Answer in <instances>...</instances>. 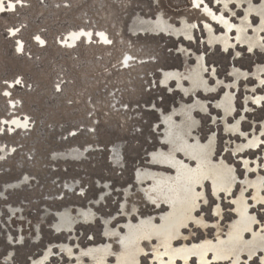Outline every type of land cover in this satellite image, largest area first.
<instances>
[{
    "label": "rangeland",
    "instance_id": "1",
    "mask_svg": "<svg viewBox=\"0 0 264 264\" xmlns=\"http://www.w3.org/2000/svg\"><path fill=\"white\" fill-rule=\"evenodd\" d=\"M12 1L25 6L0 13V264H97L86 254L95 251L115 264L129 246L127 225L160 223L169 211L146 194L153 185L146 171L175 174L153 155L171 152L168 134L186 129L192 144L206 145L209 158L234 170L235 185L219 195L211 181L198 186L204 198L175 246L226 239L240 199L256 221L245 241L264 238V0ZM206 6L245 31L228 34ZM81 27L109 41L60 44ZM127 55L134 62L125 69ZM202 57L204 88L193 89ZM199 90L206 108L190 114ZM229 94L235 112L221 117ZM13 116L26 128L12 129L5 119ZM256 136L257 149L243 150ZM143 246L142 264H152L157 242ZM243 255L239 264H264V249Z\"/></svg>",
    "mask_w": 264,
    "mask_h": 264
},
{
    "label": "bare ground",
    "instance_id": "2",
    "mask_svg": "<svg viewBox=\"0 0 264 264\" xmlns=\"http://www.w3.org/2000/svg\"><path fill=\"white\" fill-rule=\"evenodd\" d=\"M196 4L199 6L200 0H196ZM20 5L25 6L23 2L18 3L12 0H0V13L2 15H12L14 11H18ZM212 10L207 6L204 9L205 13L211 18L210 20L220 23L228 34H231L235 30V27L238 28L229 18H226L223 14L217 15ZM238 29L240 31H245V27L242 26ZM11 35L16 37L15 28L12 29ZM257 35L253 40H258L256 38ZM99 39H101L102 42L109 41V37L106 33L101 31L93 32L91 29H84L81 27L80 29L69 32L66 37L61 39L60 44H64L69 49H75L81 42L88 45L94 44L95 40L97 41ZM38 41L44 44L41 34L38 36ZM242 42L244 45H249V38L244 39ZM23 44V42H19L18 50L20 53L23 50ZM42 47L44 48V46ZM27 51L28 49L25 46L23 54L25 55ZM133 61L131 56L127 55L123 62V65L126 66L125 69L129 68V64ZM200 68L202 72L206 69L203 62L200 64ZM202 80H204L202 74H199L198 77L196 76V81L192 82L193 89H196L198 86L204 88ZM10 100L15 104V99ZM224 104H227V108H229V106L231 107V104H233V96L230 95ZM195 106L196 104L189 108L190 114L193 113ZM230 111L228 113H230ZM23 119V117L19 119L18 116H13L5 120H8V123L13 120L9 123L12 129L16 127L18 131H22L23 127L27 125V122ZM188 130L189 129H186V131L180 132L177 137H174L172 135L174 133L170 131L168 140L171 143L172 151H160L153 155L160 167L164 169H173L174 175L146 171L147 177L151 178L153 181V185L148 187L147 190L145 189L146 194L149 195L150 199L156 204H168L169 211L162 215L160 223H153L150 220H141L136 226L127 225L128 234L124 237V244L129 246L126 250L117 255L115 264H142V258L148 255V251L144 248L143 244L144 242L150 241L157 242V249L153 252V264H176L177 259H184L186 264L191 257H195V255L198 254L203 256L200 260L201 264H207V254H214L216 259L219 260L231 259L233 257V264H239L243 254L247 253L252 257L258 248L264 249V238L262 236L252 243H247L248 241H245V235L248 231H253L255 221L250 217L249 207L244 199H240L237 202V210L239 211L240 217L233 225L226 239H220L218 242L206 241L200 246H175V242L181 236L183 230L187 228L193 220L195 221V214L200 207V201L204 198L205 193L200 192L197 189L198 186H204L206 182L211 181L213 191L219 195L232 190L235 185V182L229 179L235 178L234 170H231L227 165H222L224 163L218 164L215 163L212 158H209L206 145L201 144L199 141L192 144L189 140L190 132ZM234 132L238 134L240 131L235 130ZM257 145L258 144L250 143L247 147L250 149ZM176 152L186 156L191 162L195 163V166L179 159L176 156ZM254 185L257 195L260 197L259 190L262 185L261 183H255ZM85 216L87 215L84 214V218ZM253 237L255 238L257 235L253 234ZM86 254L96 258L97 264H104V252L95 251L93 253L86 252ZM41 262L44 263L43 260Z\"/></svg>",
    "mask_w": 264,
    "mask_h": 264
},
{
    "label": "crops",
    "instance_id": "3",
    "mask_svg": "<svg viewBox=\"0 0 264 264\" xmlns=\"http://www.w3.org/2000/svg\"><path fill=\"white\" fill-rule=\"evenodd\" d=\"M199 61H201V63L203 62V64H204V66L206 67V65H205V60H204V58L202 57V58H198V62H197V65L199 64ZM201 74H202V76H203V72L201 71ZM237 78H241V76H237ZM210 88V87H209ZM209 91H212V88L209 90ZM198 93H203V94H205L204 92H202V91H197V92H195V95H196V97H195V99H197V102L195 103L196 104V106H200V105H202V104H204L205 105V103L204 102H202V101H199L198 100V97H197V94ZM230 96V94L229 95H227V98ZM226 98V99H227ZM226 99H224L221 103H219L220 104V107H224V108H226V105L227 104H224V102L226 101ZM199 101V102H198ZM233 105L234 104H231V107L229 106V108H226L225 109V113L223 112L222 114H220V116L221 117H223L222 115H225V117L226 116H231L232 114H234V112H235V109L233 110ZM200 107H203V106H200ZM205 108H206V105H205ZM231 110V111H230ZM220 111V110H219ZM230 111V113H228ZM221 112V111H220ZM193 118H194V124L195 125H198V119H197V117H195V115L193 114ZM227 126H228V129H230V125L229 124H227ZM259 138V136H256V137H254V138H252L246 145H244V147H243V150L244 149H246V150H254V149H257V147L260 145L259 144V142H257V139ZM250 143H255V144H258L256 147H253V148H248L247 147V145H249ZM260 143H263V142H260ZM170 170H172V171H174L173 169H170ZM257 194V193H256ZM261 198V197H260ZM256 202H259V199H256ZM248 207H249V205H248ZM169 208V207H168ZM238 213H239V211H238ZM249 215H250V207H249ZM239 217H240V215H239ZM252 218V217H251ZM253 219V218H252ZM254 221H255V219H253ZM256 222V221H255ZM254 225H255V223H254ZM254 227V226H253ZM232 230V229H231ZM249 232V231H248ZM206 242V241H205ZM218 242V241H217ZM202 243H204V242H201V244ZM201 244H191V245H183V246H181V247H184V246H194V245H198V246H200ZM209 256H214V258H216L215 257V255L214 254H207L206 255V258H207V260H208V262H207V264H210L211 263V261H209ZM202 257L203 256H201V255H195V257H191L190 259H197V261H199V264H201L200 263V260L202 259ZM189 259V260H190ZM168 260V259H167ZM221 260H229V259H221ZM117 261V260H116ZM178 261H181V259H177V261H176V264H178ZM182 261L184 262V259H182ZM214 262V261H213ZM154 263V262H153ZM152 263V264H153ZM185 263V262H184Z\"/></svg>",
    "mask_w": 264,
    "mask_h": 264
},
{
    "label": "built area",
    "instance_id": "4",
    "mask_svg": "<svg viewBox=\"0 0 264 264\" xmlns=\"http://www.w3.org/2000/svg\"><path fill=\"white\" fill-rule=\"evenodd\" d=\"M24 48H25V44H23V50H22V52L20 53V55H23V53H24Z\"/></svg>",
    "mask_w": 264,
    "mask_h": 264
},
{
    "label": "flooded vegetation",
    "instance_id": "5",
    "mask_svg": "<svg viewBox=\"0 0 264 264\" xmlns=\"http://www.w3.org/2000/svg\"><path fill=\"white\" fill-rule=\"evenodd\" d=\"M133 62H134V61H133ZM133 62H132V63H133ZM130 64H131V63H130Z\"/></svg>",
    "mask_w": 264,
    "mask_h": 264
}]
</instances>
